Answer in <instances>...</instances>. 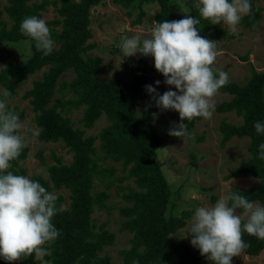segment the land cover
Segmentation results:
<instances>
[{
  "label": "trees",
  "instance_id": "16d2710c",
  "mask_svg": "<svg viewBox=\"0 0 264 264\" xmlns=\"http://www.w3.org/2000/svg\"><path fill=\"white\" fill-rule=\"evenodd\" d=\"M5 1V6L0 1V53L7 43L29 41L31 55L25 61L4 67L0 71V86L7 88L11 97L29 77L46 68L41 80L35 81L32 89L25 92L24 99L29 100L35 114L34 122L40 130L38 139L61 142L73 154L70 164L63 163L61 156L52 155L55 162L48 170L49 179L42 176L31 178L49 193L60 188L70 191L68 209L63 208L65 200L62 196L56 199L60 210L52 217V223L59 230L57 238L46 243L47 252L41 260L33 253L10 264H42L43 261L51 264H113L110 256L102 255V252L105 247L114 245L116 235L107 228L108 222L97 226L93 213L96 209L117 207L115 203L108 204L110 191L114 189L126 204L119 207V214L124 218L120 229L132 235L129 247L120 251L121 264H211L198 249L193 250L186 242L172 237L187 225L192 212L185 210L179 215L167 214L171 190L155 157L163 143L155 126L158 108L152 98L145 111L139 114L137 110V102L144 98L149 74L155 70L149 65L148 58L140 56L137 67H128L131 76L128 82L116 76L109 81L100 79L99 74L110 70V67L101 66L102 58L91 57L87 53L95 48V44L89 43L93 37L91 10L102 0ZM178 1L112 0L126 10L128 17L137 13L133 24L141 22L148 5L158 6L156 22L171 21L172 8ZM180 1L189 9V15L199 20L196 25L198 35L214 40L227 36V31L219 24H209L199 17L193 7L194 0ZM257 1L250 0V11L242 16L238 26L256 30L264 11ZM49 6L56 7L60 19L50 22L54 49L45 56L36 51L29 38L21 35L19 25L26 16L42 19ZM68 71H74L75 78L59 84ZM217 92L226 93L231 99L218 104L216 110L219 113L234 112L243 120L240 125L221 122V146L224 147L233 137H249L248 149L252 155L251 161L229 170L225 180L257 179L258 184L238 192L248 200L264 205V160L258 158L257 148L264 142V135L256 134L253 128L255 121H264V70L253 69L245 84L229 80ZM81 107L84 108L81 121L85 128H93L96 121L106 117L108 124L97 136H86L85 131L76 128L72 122L70 112ZM18 116L22 120V116ZM199 119L183 121L189 133ZM28 151L24 146L18 158L10 161L9 170L14 174L26 176L20 163L27 158ZM38 156L45 164L41 152ZM108 161L120 163L121 173L108 166ZM127 181H132L133 185H123ZM99 184L103 189L95 192ZM241 239L247 243V248L242 250L247 255L258 256L264 251V240L243 232ZM0 264L9 262L0 260Z\"/></svg>",
  "mask_w": 264,
  "mask_h": 264
},
{
  "label": "rangeland",
  "instance_id": "374dc122",
  "mask_svg": "<svg viewBox=\"0 0 264 264\" xmlns=\"http://www.w3.org/2000/svg\"><path fill=\"white\" fill-rule=\"evenodd\" d=\"M0 1L3 6L7 4L5 0ZM32 1L40 2L42 0ZM257 4L264 7V0H258ZM145 10L146 15L141 22L133 24L132 22L137 18V13H134L131 18L128 17L126 10L115 5L112 0H102L99 5L92 8L90 29L93 37L89 40V43L95 44V48L87 55L102 58L101 66L110 67V70L99 74L100 79L109 81L115 76L121 78L123 82H128L131 79L128 67H137L140 55L126 57L121 61L122 54L119 45L121 38L124 36L140 33L143 37H150L158 6L148 5ZM172 12L173 18L171 21L189 15V9L180 0L173 6ZM4 18L8 19L5 15ZM42 19L50 29L52 27L50 22L60 19L56 7L49 6L48 10L43 13ZM220 26L227 31V36L219 40L208 39L215 42L216 57L213 67L216 71L227 72L230 81L245 84L253 69L257 71L264 70V11L255 31H250L238 25L234 31L222 24ZM30 55L29 41L7 43L0 53V71L9 63L25 61ZM147 58L149 65L153 67L152 57ZM45 69L29 77L19 87L15 95L7 98L8 108L16 110V113L22 116V130L24 126L29 129V132L25 135V146L29 151L27 158L20 163V167L26 171V176L30 179L33 176H42L44 179H49L48 170L55 162L52 155L61 156L65 164H70L73 157V154L64 147L63 143L43 142L38 139L40 130L34 122L35 114L29 100L24 99L25 92L32 89L35 81L41 80ZM149 77L150 80L147 85L153 86L157 93L163 94L164 91L170 88L175 91L174 86L163 83V76L156 70L150 72ZM74 78V71H68L59 80V84L63 81L71 82ZM154 81H160V84L156 85ZM0 88L2 87L0 86ZM151 99L152 97L145 90L144 98L137 102L139 114L147 109ZM230 99V95L217 92L211 98L213 105L211 118H200L191 130L190 137L183 139V141L167 134L170 127L182 122L177 112L170 109H158L155 114V126L163 140L161 147L156 151L155 157L171 190L168 215H179L185 210L191 211L193 215L197 206H210L225 194L232 193L234 190H246L259 183L255 178L225 180L229 170L238 168L242 162L252 160V155L248 149L250 145L249 137H233L224 147L221 146L222 136L219 130L221 122L226 121L236 125L243 123L242 117L237 116L234 112L219 113L216 110L218 104ZM83 113L84 108L81 107L72 110L69 116L75 127L84 130L86 136H97L108 124L106 117L102 116L96 121L93 128H85L81 121ZM33 132L36 134L33 135ZM96 146H99V141L96 142ZM40 152L44 157L45 164L40 161L38 156ZM108 166L116 168L118 173H121L122 166L120 163L108 161ZM126 184L133 185V182L123 183V185ZM102 189L99 184L94 191L98 192ZM51 193L56 197L62 196L65 200L63 208H69L71 201L68 189H53ZM110 194L111 198L108 204L110 202L115 203L117 207L110 210L96 209L93 213V220L97 226L108 222L107 228L115 233L116 239L113 246L105 247L102 255L110 256L113 264H121L120 251L129 247L132 235L120 229L124 218L119 214V207L126 204L123 203L116 189L111 190ZM255 203L259 204L258 202ZM240 212L239 209L236 210V214L239 215ZM190 219L187 221V225L172 237L176 241L186 242L191 249L196 250L189 243L190 237L185 235ZM42 258L38 259L41 260ZM231 264H264V251L258 256H249L242 251L239 255L232 257Z\"/></svg>",
  "mask_w": 264,
  "mask_h": 264
},
{
  "label": "clouds",
  "instance_id": "9594fccd",
  "mask_svg": "<svg viewBox=\"0 0 264 264\" xmlns=\"http://www.w3.org/2000/svg\"><path fill=\"white\" fill-rule=\"evenodd\" d=\"M193 7L209 24H222L234 31L242 16L249 13L250 0H194ZM198 23L192 15L154 21L150 37L140 33L124 36L119 45L121 61L136 54L152 57L163 83L174 86L175 91L170 88L163 94L151 85H145V89L155 107L178 113L182 122L170 127L167 134L182 141L190 136L183 121L211 118V98L229 82L227 72L214 69L215 42L198 35ZM19 31L42 55L53 51L54 42L43 19L26 16ZM154 84L159 85L160 81ZM9 95L7 88H0V260L10 264L33 253L37 258L46 254L43 246L59 234L52 217L60 209L56 206L57 197L40 183L9 170L10 161L18 158L29 132L26 126L22 130L18 114L8 108ZM253 128L256 134L264 135V121H255ZM257 148L258 158L264 160V142ZM239 193L225 194L210 206L195 207L188 223L185 235L190 237V245L211 264H231L232 257L247 248L241 239L242 232L264 240V205ZM237 209L241 210L239 215Z\"/></svg>",
  "mask_w": 264,
  "mask_h": 264
}]
</instances>
